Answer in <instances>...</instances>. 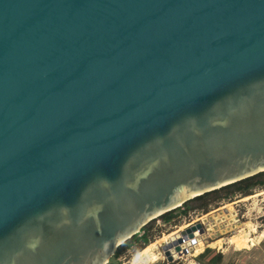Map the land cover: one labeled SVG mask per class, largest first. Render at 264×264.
I'll return each instance as SVG.
<instances>
[{"label":"water","instance_id":"water-1","mask_svg":"<svg viewBox=\"0 0 264 264\" xmlns=\"http://www.w3.org/2000/svg\"><path fill=\"white\" fill-rule=\"evenodd\" d=\"M263 171L264 0H0V264H107Z\"/></svg>","mask_w":264,"mask_h":264},{"label":"rangeland","instance_id":"rangeland-1","mask_svg":"<svg viewBox=\"0 0 264 264\" xmlns=\"http://www.w3.org/2000/svg\"><path fill=\"white\" fill-rule=\"evenodd\" d=\"M263 215L262 188L256 189L251 195H238L233 200L224 201L208 212L192 211L186 219H179L171 226L164 225L161 216H158L146 224L154 222L156 230H159L153 241L140 252L131 251L126 257H121L112 264H118L119 261L121 264H135V257L147 248L152 249V253L140 264H202L197 260V256L190 255L169 260L162 249L171 236H176L189 223L193 221L196 223L200 217H204V224L200 220L198 222L205 230L203 237L213 242L212 245H222L221 253L224 255L222 264H264V222L261 219ZM239 242L240 245H237Z\"/></svg>","mask_w":264,"mask_h":264},{"label":"trees","instance_id":"trees-1","mask_svg":"<svg viewBox=\"0 0 264 264\" xmlns=\"http://www.w3.org/2000/svg\"><path fill=\"white\" fill-rule=\"evenodd\" d=\"M264 189V171L251 177L223 186L219 189L206 192L185 202L176 209L161 215L165 225L176 224L179 219L187 217L192 211L208 212L212 207L219 206L224 201L233 200L236 196L251 195L256 189ZM264 222V215L261 217ZM155 223L145 225L138 233L119 245L107 264H112L121 257H126L129 252L138 253L149 245L156 237ZM202 264H222L224 255L215 249L207 248L197 256ZM118 264H121L119 261ZM185 264V263H184Z\"/></svg>","mask_w":264,"mask_h":264},{"label":"built area","instance_id":"built-area-1","mask_svg":"<svg viewBox=\"0 0 264 264\" xmlns=\"http://www.w3.org/2000/svg\"><path fill=\"white\" fill-rule=\"evenodd\" d=\"M186 218L187 217H185V216L183 217V219H186ZM199 220L204 224V217H200V218H198L196 223H194L195 221H193L192 223H189L188 225H186V227L184 225V227H185L184 229H182L180 232H178L176 234V236L173 235L168 239V242L166 244L172 243L173 241L178 240V239H182V242L178 244L180 246V251H177L175 246L170 248L172 260L174 258H179V257H184V256H189V255L196 257V256H198L197 255L198 253H202L207 248L217 249L218 252L223 251L222 245H218V246L212 245L213 242H209L203 237L205 235L204 229H203V232H201L199 229H197L196 231L193 232L192 237H189L187 235L186 236L181 235V232L183 230H186L187 228H190L193 225H196L198 222H200ZM169 225L171 226L174 224L170 223ZM175 226H177V225H175ZM164 254H165V251H164Z\"/></svg>","mask_w":264,"mask_h":264},{"label":"bare ground","instance_id":"bare-ground-1","mask_svg":"<svg viewBox=\"0 0 264 264\" xmlns=\"http://www.w3.org/2000/svg\"><path fill=\"white\" fill-rule=\"evenodd\" d=\"M237 245H240V242ZM150 253H152V249L147 248L145 251H143L142 253H140L139 255H137L135 257V259H134L135 264H140L141 262H143V259L145 257H148V254H150ZM155 257H156V255H155Z\"/></svg>","mask_w":264,"mask_h":264}]
</instances>
